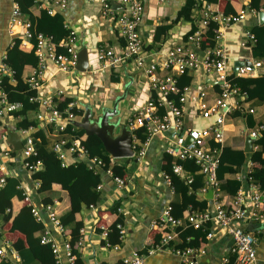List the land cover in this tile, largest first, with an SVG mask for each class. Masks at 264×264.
Masks as SVG:
<instances>
[{
    "label": "crops",
    "instance_id": "crops-1",
    "mask_svg": "<svg viewBox=\"0 0 264 264\" xmlns=\"http://www.w3.org/2000/svg\"><path fill=\"white\" fill-rule=\"evenodd\" d=\"M15 1L19 2L18 0H0V68L6 56V50L13 45L17 38L22 40L20 45L22 50L29 52L34 49L33 41L21 37L20 28L16 27L14 32L11 33V18ZM66 1L67 5L65 9L58 11L64 12L68 28L76 34L78 54L83 47L87 48L91 65L87 72L73 70L66 73L60 71L50 59H46L44 64L45 82L43 87L36 91L37 94L41 98H54L55 103L62 109H65L70 101H75L76 106L74 111L77 116L74 120L79 119L84 114L86 108L90 106L94 108L103 105L106 101V105L113 108L116 98L125 97L123 101L119 102L118 106L121 118L128 122L133 111L140 105H143L151 93L145 73L138 69L136 65L134 66V61H125L115 67H102V63L98 57L101 47L115 51H122L125 47V39L119 30L116 15L103 16L101 0ZM142 1L144 3V11L138 30L142 37L145 51L153 53V56H148L149 61L156 59L159 62H164L167 51L175 46H189L190 49L192 48L199 55L204 53L207 46H216L214 40H212L213 45L208 44L209 37L206 35H204L200 44L189 39L191 35L190 31L193 28L192 21L179 18L178 16L179 11L185 6L187 0ZM227 1L219 0V3L214 5L213 8L225 13L224 7ZM229 1L236 12L244 9L248 10L244 19L228 26L223 35L224 39L222 43L235 74L238 66H241V62L249 61L250 63L253 59L257 58L254 55V47L257 42L245 47L242 45V41L245 40L249 32H253L254 27L262 25L259 22V15L264 9L256 13L251 12L248 4L255 0ZM47 5L48 2L46 1L38 0L36 2L35 0V4L30 8V11L35 16H39L41 10ZM118 10H122V8ZM205 11V5L201 9H195V13L199 16L201 15V18L197 22L199 26L200 21L205 15ZM25 18L29 19L27 15H25ZM164 25H171L168 36L166 38L162 36L159 40H156L155 34L157 30ZM236 63L241 64L237 65ZM35 67L34 65L27 66L26 73H32ZM263 76L264 70L253 77H248L247 75L238 77L252 78L255 82L260 83ZM215 77V75L208 76L202 71H198L195 74L185 104L187 127L202 130L214 124L216 117H203L200 111V104L204 98L201 95L202 92L206 93L204 101L209 104L213 103L216 94L214 88L216 86ZM239 87L243 94L230 98V102L235 104V108L230 113L232 115L226 117L224 130L228 143L237 151L247 154L248 158L239 170H232L231 174H228L227 177L228 179L240 181V185L232 186V189L234 190L236 187L242 189L245 198L244 204L249 206L251 204L250 172L253 167L264 168V159L252 158L249 154H252L254 151L251 153L245 152L246 138L251 130L245 125L244 115L247 112L244 109L252 105L256 107L257 113L262 114L261 108H263V105H260L262 104L260 100L264 99V89L254 87L244 90L242 86ZM233 113H235L234 116ZM30 118L36 119L37 115L32 113ZM235 120L240 123L234 124ZM18 121L19 119L14 117L0 118V149L9 148L12 150L13 160H9L10 162L6 163V172L21 181V188L24 189L25 196L28 194L32 199L31 202L26 201L25 198L23 201L13 199L10 204L11 206H9L10 212L7 211L8 209L6 210V213H10L9 219L7 221L4 219V224L1 225L0 229V235L5 242L6 257H0V261L2 258L7 259L8 257L13 264H21L19 251L27 247V241L25 235L17 229L14 220L16 214L24 205L32 203L41 211L43 222L59 244V256L62 264H70L63 246L65 239L60 231L50 222L48 213L44 208L46 199H50V202H54V204L59 202L57 209L59 214H63L70 208L69 196L61 188L60 184H54L52 191L40 197L37 191L39 182L33 179V175L41 171L43 167L35 172L26 169L23 166L22 151L15 150L10 139H8L9 131H14L18 142L24 140L25 134L17 131L22 128L18 125ZM68 124H71L72 128L71 130L67 128L66 134L73 130L72 134L74 135L77 129H82L76 127L70 120ZM39 126L43 128L44 124L41 122ZM30 127H33L32 135L35 137L38 127L34 125ZM138 130H134L133 132L135 134L133 138L134 156L116 158L115 160L111 159L113 162L123 166V169L119 170L120 175L126 182L123 188L118 189L115 186L113 176L106 169L99 166L94 167L100 179L99 185H101V188H97V190L101 191V195L95 202L85 205L78 214L77 221L67 227L69 237L78 235L79 240H81V243L77 244L76 264H116L135 253L146 255L145 264H189L191 259L196 260L198 264H220L224 258H229L230 260L231 255H235L233 253V237L216 220L211 222L212 235L207 245L202 247L204 252L199 251L195 256L184 257L177 252L178 249L170 245L167 247L159 246L160 240H158V236L161 234V231L167 232L170 228L166 226L154 228L153 222L162 220L165 210L169 207L174 197V188L165 177L166 170L164 167L168 164H172L173 167L176 165L178 156L171 154L169 147L174 144L177 133L174 130H168L149 139L147 136L143 145L139 147L141 136L137 132ZM3 134H6V136L4 137ZM47 134L51 139L54 138L53 135L56 132L53 125L48 128ZM86 136L74 135L75 138L81 137L85 140ZM141 149H143L144 153L139 156ZM44 155V150L39 149L38 156L43 157ZM79 161H86V159L76 158L74 154L67 151L66 166L77 164ZM114 173L117 174V172ZM199 193L204 192L201 191ZM224 199L225 202L232 200L228 196ZM213 200H211L209 210L214 213ZM117 203H120V209L115 211ZM6 213L2 215H6ZM235 224L238 226L242 225L240 222H236ZM118 225H121L124 235H121ZM105 230L108 233H117L115 235V243H112L108 239V235L104 232ZM255 234L259 238L258 255L264 263V221L259 229L256 228ZM107 242L112 244V246H108ZM52 254L55 264V254L53 251ZM44 264L48 263L44 262Z\"/></svg>",
    "mask_w": 264,
    "mask_h": 264
},
{
    "label": "built area",
    "instance_id": "built-area-1",
    "mask_svg": "<svg viewBox=\"0 0 264 264\" xmlns=\"http://www.w3.org/2000/svg\"><path fill=\"white\" fill-rule=\"evenodd\" d=\"M37 1L38 0H36V2ZM43 1L48 2L45 8L50 14H55L58 10H64L67 5L66 0ZM115 1L120 2L124 9L118 10L113 8L111 0H101L103 7L102 15H116L119 30L125 39V47L122 51L101 47L98 52L99 60L103 68L115 67L125 61H134L136 67L145 73L151 93L147 101L131 114L128 119L129 128L132 132L143 128L148 135V139L168 130H174L177 133L174 144L169 147V152L173 155H177L181 159H194L196 164L202 168L203 173L206 175V187L202 191L206 193L209 188H212L214 191V213L210 210L201 211L193 209L188 215V222H190L194 228L198 229L205 223H211L213 220H216L220 226L233 237V253L236 255L234 264H264L258 255L259 238L255 234L256 228L259 229L264 221V188H260L257 182H251L252 177L250 176L251 204L249 206L244 204V193L242 189H239L234 203L229 208H225L223 203L218 200L219 181L217 169L219 166L220 149L212 148L208 144V139L211 136H213L217 142L221 144L224 143V125L226 117L235 108V104L230 102V98L243 94L239 85L232 83L233 75L235 77L243 75L253 77L264 70V58H256L249 64L245 62L241 66H238L235 75L231 68L230 59L225 51L224 44L222 43L225 29L243 20L248 10H241L236 15H227L214 9L211 4H207L205 15L199 23V28L194 33H191L189 39L200 44L204 35H206V28L210 21H215L219 24L215 37L212 39L215 41L216 46H207L202 55H199L192 48L190 49L189 46H175L167 51L166 60L164 62H159L156 59L152 61L148 60V56H153V53H147V50L145 51L143 40L138 30L144 11L143 1ZM160 1L163 2L164 0ZM251 12L256 13L257 10L251 9ZM16 27L21 29V37L33 41L36 55L38 56V64L27 80L32 90H40L44 85V64L46 59H50L54 62L55 66H57L60 71L68 73L76 70L78 62L77 38L75 32L70 30L66 23L65 27L70 30L69 35L61 41H56L53 35L37 31L32 22L25 18L19 2L15 1L11 18V33L14 32ZM257 40L256 34L254 32H249L245 40L242 41V45L246 47L251 43L257 42ZM61 48L63 51H59ZM169 70L175 71L177 74H183L186 70H192L194 72V78L198 71H202L208 76H216L214 78L216 82L215 85L220 86L221 92L215 94L212 104L204 101L206 93L202 92L201 95L204 98L200 104V111L203 117H216L213 125L202 130L187 127L185 104L193 81L190 85L179 88L176 84L177 79L174 75L167 73ZM12 73V70L3 61L0 68V118H17L14 116V112L22 107V103L20 102H10L6 92L1 88L3 76L7 74L12 75ZM31 101L39 104L40 111L37 115L38 120L44 125H53L56 132L55 135L60 137L55 143L53 150L57 153L63 165H65L67 151H70L76 158L86 159V161H84L86 163H88L87 161L89 160L90 163L88 164L91 168L95 166L104 167L102 159L91 155L85 139L81 137L75 138L72 134L73 130L66 134L68 121L74 120L77 116L74 111L76 106L75 101H70L65 109L60 108L55 103L54 98H41L38 94L33 96ZM244 110L247 113L248 111L250 113L255 111L254 108H246ZM250 130L249 135L253 138V149L255 150L258 148L257 140L264 132V124ZM17 131L25 134V143L21 149L23 166L29 171L35 172L43 167V162L41 160H37L36 162L30 160L31 157L38 156V149L35 147L36 138L32 135L33 127L21 128ZM67 135H69V137H67ZM134 135L135 134H133V138ZM3 136L5 137L6 134H3ZM188 138L191 139V142H187ZM143 153L144 151L141 149L139 156ZM9 160H13L12 150L9 148L0 149V187L4 185L6 176L9 175V173L6 172V163ZM181 170L182 168L180 165L174 166V171L176 173H180ZM107 171L113 176L115 186L118 189L125 186V179L121 175L115 174L111 168L107 169ZM165 177L169 183H171V178L167 173H165ZM97 188L100 189L101 185H98ZM31 199V196L26 194L25 200L31 202ZM29 204L32 205V213L35 218L38 221H43V216L39 208L32 203ZM57 204H59V202H57ZM57 204L49 202L44 205V208L48 213L50 222L60 231L65 239L63 246L66 251L68 262L70 264H76L77 256L73 252V246L67 239L68 235L66 234L65 226H63L60 220ZM7 211L10 212V208H8ZM171 211L172 207L169 205L164 212L162 220L153 222L154 228H162L164 226L170 228V231L164 233L158 243L161 247H167L172 241L177 239L179 236L177 228L184 223L182 219L175 218ZM236 222H240L242 225L238 226L235 224ZM250 223L253 224L255 231L248 229V224ZM118 228L120 229L121 235H124V230L121 229V225H118ZM104 232L108 235V231L105 230ZM211 235L212 233L209 234V238ZM41 242L51 243L52 251L55 254V264H62L59 256V244L50 233L48 227H46L42 235ZM78 243L80 244L81 240H79ZM4 245L5 242L3 245H0V256L3 258L6 257V247ZM107 245L112 246L109 242H107ZM199 251L204 252V249L188 247L183 250H177V252L184 257L195 256ZM18 257L17 253V258ZM145 259V254L135 253L131 257L124 258L116 264H145ZM228 262L229 258H224L220 264H227ZM189 264L198 263L196 260L191 259Z\"/></svg>",
    "mask_w": 264,
    "mask_h": 264
},
{
    "label": "trees",
    "instance_id": "trees-1",
    "mask_svg": "<svg viewBox=\"0 0 264 264\" xmlns=\"http://www.w3.org/2000/svg\"><path fill=\"white\" fill-rule=\"evenodd\" d=\"M18 1L23 13L29 17V20L37 31L53 35L56 41H61L69 35L70 30L65 27L66 16L64 12L57 11L55 14H50L48 10L44 8L41 10L39 16H35L30 11V8L35 4V0ZM218 3L219 0H187L185 6L179 11L178 16L179 18L192 21L193 28L190 33H194L199 28L197 22L201 18V15L199 16L195 13V9H201L204 5L206 7L207 4H211L214 7V5ZM248 8L256 9L257 11L264 9L263 0L251 1L248 4ZM224 10L227 15H236L240 12L235 11L229 0ZM218 27L219 24L217 22L210 21L206 28V36L209 37V45H213L212 39L215 37ZM170 29L171 25H164L159 28L155 34V39L159 40L162 36L166 38ZM252 31L258 38L256 46L254 47V55L257 58H264V24L254 27ZM21 42L22 40L17 38L13 45L6 50V56L3 61L13 73L12 75L7 74L3 76L1 88L6 92L10 102L22 103L21 109L14 112V116L19 119L18 125L22 128H29L32 125L38 127V131L35 133V147L38 150H44L45 155L43 157H31L30 160L32 162H36L37 160L43 162V169L34 174L33 179L39 182L37 191L40 197L52 191L54 184H60L61 188L67 192L70 199V208L67 212L60 214L59 217L68 235L67 227L77 221V216L84 206L95 202L96 199L100 197L101 191L97 190L100 179L94 167L91 168L90 165L84 161H79L77 164L69 166L63 165L57 153L53 150L55 143L60 137L53 135L54 138L51 139L47 134L48 128L52 125L45 124L44 127L41 128L39 126L41 122L38 120V117L36 119L30 118L32 113L38 115L40 107L37 102L31 101V98L36 96L37 92L36 90H32L28 84L27 80L32 73H26V67L32 65L36 66L38 64V56L36 55L35 48L29 52L22 50L20 48ZM59 51H63V49H59ZM167 73L174 75L177 79L176 84L179 88L190 85L194 80V72L192 70H186L183 74H177L175 71L170 70L167 71ZM232 83L242 86L244 90L254 87L264 89V76L262 81L257 83L252 80V78H240L233 75ZM214 88L216 94L221 92L219 85H216ZM260 102L262 103L260 105H263L262 114L257 113L255 106L249 105L248 108H254L255 111L253 113L248 111V113L244 115L245 125L249 129L264 124V99H261ZM234 114L235 113H233V116ZM231 115L232 114H229L228 117ZM67 128L71 130L72 125L68 124ZM137 132L141 136L139 142V147H141L148 135L143 129H139ZM74 135L86 136L82 129H77ZM85 141L90 149L91 155L102 159L104 163L103 169L107 170L111 168L120 175L119 170L123 169V166L111 160L109 153L105 150L104 144L99 137L96 135L86 136ZM208 144L212 148L220 149L219 166L217 169L219 181L218 200L223 203L225 208H229L234 203L239 190V187L233 190L232 186L240 185V181L228 179L227 175L231 174L232 170H239L246 162L248 155L234 149V147L228 143L226 133L223 144L217 142L213 136L208 139ZM257 145L258 148L249 155L254 159H264V132L257 140ZM176 165L182 167L181 173H176L172 164H168L164 168L171 178V183L174 188V197L170 203L172 207L171 213L175 218L182 219L184 223L177 228L179 236L170 243V246L175 249H186L188 247L202 248L209 242V234L211 233L212 225L211 223H205L198 229L194 228L193 225L188 222V215L193 209L201 211L210 209L211 200L199 196V192L206 187V175L203 173L202 168L196 164L194 159H181L178 157ZM250 176L252 177L251 182H257L260 188H264V168L253 167ZM21 187V181L18 178L11 175L6 176L4 185L0 187V225L4 224V219L6 221L9 219L10 213H6V210L10 208L9 206H11L12 200H24L25 193L24 189ZM226 196L230 197L232 200L225 202L224 198ZM46 200V203L51 201L50 199ZM118 209H120V203H117L115 206V211ZM4 213H6V215H2ZM14 223L17 229L25 235L27 241V247L19 251L20 263L44 264V262H47L48 264H54L51 243L41 242L42 235L47 226L43 221H38L35 218L32 213V205H24L16 214ZM168 231H170V229ZM164 233L166 232L161 231L158 240H161ZM116 234L115 232L108 233V239L112 243H115ZM78 237V235H72L67 238L73 246V252L75 254H77ZM235 256L234 254L231 255L227 264H234ZM0 264L13 263L7 257V259L2 258Z\"/></svg>",
    "mask_w": 264,
    "mask_h": 264
},
{
    "label": "water",
    "instance_id": "water-1",
    "mask_svg": "<svg viewBox=\"0 0 264 264\" xmlns=\"http://www.w3.org/2000/svg\"><path fill=\"white\" fill-rule=\"evenodd\" d=\"M111 4L115 9L124 8L123 5L115 0H111ZM259 22L260 24H264V10L260 12ZM241 63L244 64L245 62ZM241 63L236 64L239 65ZM246 63L249 64V61H246ZM90 65L91 63L87 48L83 47L78 54L76 71L87 72ZM124 99L125 97L116 98V103L113 108L108 107L106 105V101L103 105L96 106L94 108L90 106L86 108L84 114L80 116L79 119L71 120V123L78 128H82L87 136L96 135L99 137L112 160L122 157H133L135 153L133 148V132L129 129L127 120H123L119 114L120 109L118 104ZM8 135V139H10L12 145L15 147V150H21L25 140L18 142L14 131H9ZM187 142H191V139L188 138ZM253 146V138L248 135L246 138L245 152H253ZM87 162L90 163L89 160ZM199 195L213 200L214 191L212 188H209L206 193H199ZM248 228L253 231V224L250 223ZM3 243L4 240L0 235V245H3Z\"/></svg>",
    "mask_w": 264,
    "mask_h": 264
},
{
    "label": "rangeland",
    "instance_id": "rangeland-1",
    "mask_svg": "<svg viewBox=\"0 0 264 264\" xmlns=\"http://www.w3.org/2000/svg\"><path fill=\"white\" fill-rule=\"evenodd\" d=\"M134 66H135V64H134ZM263 108H261V110H262ZM263 118H264V115H263ZM240 122L239 121H234V124H239ZM232 134V133H231ZM233 137V136H232ZM230 141H231V138H230Z\"/></svg>",
    "mask_w": 264,
    "mask_h": 264
}]
</instances>
